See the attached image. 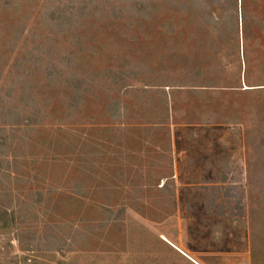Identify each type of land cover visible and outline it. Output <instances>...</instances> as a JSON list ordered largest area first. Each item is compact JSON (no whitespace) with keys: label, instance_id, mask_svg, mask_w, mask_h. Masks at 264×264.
<instances>
[{"label":"rangeland","instance_id":"374dc122","mask_svg":"<svg viewBox=\"0 0 264 264\" xmlns=\"http://www.w3.org/2000/svg\"><path fill=\"white\" fill-rule=\"evenodd\" d=\"M0 216V264H264V0H0Z\"/></svg>","mask_w":264,"mask_h":264},{"label":"trees","instance_id":"16d2710c","mask_svg":"<svg viewBox=\"0 0 264 264\" xmlns=\"http://www.w3.org/2000/svg\"><path fill=\"white\" fill-rule=\"evenodd\" d=\"M5 2H11V0H5ZM62 12V11H61ZM60 11L59 12H54V15H53V17L54 18H56V16H57V21H60V20H62V17H63V14L61 13ZM59 19V20H58ZM64 64V63H63ZM75 83H78V84H81L80 82H79V80H76V82ZM4 217H5V215H3ZM3 216H0V223H3V227L4 228H8V227H10V222L11 221H13L14 219L13 218H11V219H5Z\"/></svg>","mask_w":264,"mask_h":264}]
</instances>
